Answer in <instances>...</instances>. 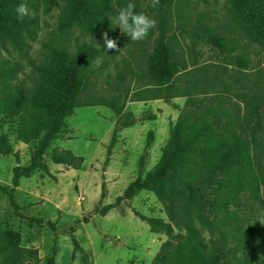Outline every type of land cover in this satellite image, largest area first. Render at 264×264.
<instances>
[{
  "label": "rangeland",
  "instance_id": "1",
  "mask_svg": "<svg viewBox=\"0 0 264 264\" xmlns=\"http://www.w3.org/2000/svg\"><path fill=\"white\" fill-rule=\"evenodd\" d=\"M133 2L137 12L157 20L147 39L133 42L115 23L108 36L118 41L120 53L106 48L103 35L84 36L75 31L66 37L71 53L77 44L93 45L101 52L92 65L84 104L104 102L119 112L85 107L65 121L61 139L45 155L48 173L36 172L20 181L16 203L24 219L17 218L8 198L0 196V234L5 235L0 237V248L6 244L0 264H152L166 243L176 246L179 232L167 212L171 203L165 206L145 192L132 200L118 199L159 163L170 131L183 115L189 121L222 127V131L253 135L251 148L263 151L254 157L252 179L259 173L255 161L260 162L264 179V49L244 38L229 1L174 0L155 7L152 0ZM42 12L36 15V40L25 53L0 49V69L19 66L9 88L32 91L37 81L34 68L43 63L48 47L60 46V13ZM215 36L224 40L225 55L214 47ZM152 60L165 64L159 70H175L164 88L156 87L150 78ZM239 60L246 63V70L237 67ZM17 130L15 119L5 124L0 117V137L6 136L13 155H18H0V187L6 189L12 188L15 168H30L37 148V143H19ZM63 152L71 154V163L55 165L53 155ZM210 193L201 192L205 200ZM241 201L240 217L247 226L263 232L264 184L258 201L249 193ZM108 206L114 209L101 217ZM229 209L236 211L233 206ZM134 212L169 225L174 238L152 235ZM30 219L43 226L30 227ZM202 237L206 242L211 239L208 232ZM228 251L227 260L243 259L236 244Z\"/></svg>",
  "mask_w": 264,
  "mask_h": 264
},
{
  "label": "trees",
  "instance_id": "2",
  "mask_svg": "<svg viewBox=\"0 0 264 264\" xmlns=\"http://www.w3.org/2000/svg\"><path fill=\"white\" fill-rule=\"evenodd\" d=\"M173 1L159 0V3L168 5ZM228 1L234 11L237 28L244 38L264 49V0ZM21 2L0 0L1 50L10 48L18 54L25 53L36 40V15L39 11L42 10L44 15L54 11L60 13L57 27L60 46L48 47L43 63L34 68L37 81L32 91L28 93L21 86L9 88L19 66L0 69V117L5 124L16 120L19 143L25 146L37 143L30 168H15L12 188L0 187V196L8 198L14 215L24 219L16 203L20 181L36 172L48 173L44 164L45 155L51 144L61 139L65 121L76 110L85 107L100 106L113 112L119 110L104 102L97 105H85L83 102L89 75L93 73L92 65L101 52L93 45L77 44L71 53L65 46L66 37L75 31L92 37H100L105 32L109 34L112 25L106 15L113 16L115 12L112 0H29L27 4L31 14L22 21L17 19L14 11ZM212 41L214 47L225 55L224 40L215 36ZM163 65L152 60L149 66L150 78L158 88L166 87L168 80L174 76L172 67L159 70ZM237 67L247 69L243 60L237 61ZM221 128L216 129L206 121H189L187 115L179 117L170 131L159 163L143 180L131 184L123 198L118 199V202L132 200L145 192L153 194L165 206L172 204L167 212L170 222L179 232L175 239L180 242L176 246L166 243L152 264H264V231L256 230V226H247V222L240 217L241 199L245 194L249 193L253 200H259L260 186L264 184L259 161H255L258 177L256 175L252 179V176L255 172L254 157L257 159V154L260 156L263 149L251 148L255 142L253 135L244 137ZM0 155L3 158L13 155L6 136L0 137ZM71 161L69 152L53 155V163L57 166H68ZM203 190L211 191L207 200L201 194ZM230 206L236 211L230 210ZM113 209L112 206L104 208L101 217H106ZM134 215L147 225L152 235L174 238L169 225L144 218L136 212ZM27 221L30 227L43 226L41 221ZM203 232L211 235L208 242L202 237ZM0 237L5 235L0 234ZM234 244L243 259L227 260L228 249ZM5 249L6 244L0 248V257Z\"/></svg>",
  "mask_w": 264,
  "mask_h": 264
},
{
  "label": "clouds",
  "instance_id": "3",
  "mask_svg": "<svg viewBox=\"0 0 264 264\" xmlns=\"http://www.w3.org/2000/svg\"><path fill=\"white\" fill-rule=\"evenodd\" d=\"M158 4L159 0H152L153 7ZM112 8L116 11L115 17L111 14L106 15V17L109 18L111 24L115 23L122 35L130 37L133 42H140L147 39L150 32L157 26V20L155 18L144 11H136V4L133 0H126L123 4H118L117 0H112ZM14 11L17 19L21 21L31 14L26 0H22V2L15 7ZM103 36L108 50L121 52L122 49L119 48L116 39L109 38L107 32H105Z\"/></svg>",
  "mask_w": 264,
  "mask_h": 264
}]
</instances>
